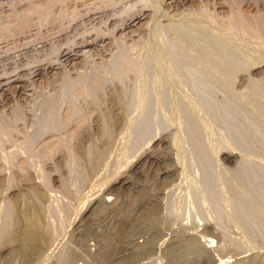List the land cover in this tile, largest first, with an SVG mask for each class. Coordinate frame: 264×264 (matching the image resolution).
I'll list each match as a JSON object with an SVG mask.
<instances>
[{"label": "rangeland", "instance_id": "374dc122", "mask_svg": "<svg viewBox=\"0 0 264 264\" xmlns=\"http://www.w3.org/2000/svg\"><path fill=\"white\" fill-rule=\"evenodd\" d=\"M14 79L0 264H264V0H0Z\"/></svg>", "mask_w": 264, "mask_h": 264}, {"label": "bare ground", "instance_id": "6f19581e", "mask_svg": "<svg viewBox=\"0 0 264 264\" xmlns=\"http://www.w3.org/2000/svg\"><path fill=\"white\" fill-rule=\"evenodd\" d=\"M184 1H185V0H184ZM234 1H235V0H234ZM200 3H201V2H200ZM232 3H233V2H232ZM143 4H144V3H143ZM145 4H147V3H145ZM113 5H114V4H113ZM172 5H173V4H172ZM134 6H135V5H134ZM221 6H222V5H221ZM152 9H153V8H152ZM154 9H155V8H154ZM237 10H238V9H237ZM30 12H31V11H30ZM88 12H89V11H88ZM152 12H153V11H152ZM119 15H120V14H119ZM130 15H131V14H130ZM131 16H132V15H131ZM148 16H149V15H148ZM152 16H153V15H152ZM29 17H31V16H29ZM59 17H60V16H59ZM62 17H63V16H62ZM49 18H50V17H49ZM251 18H252V17H251ZM29 19H30V18H29ZM59 19H60V18H59ZM22 20H23V19H22ZM55 20H56V19H55ZM74 21H75V20H74ZM246 21H247V20H246ZM260 21H261V20H260ZM71 22H72V21H71ZM241 22H242V20H241ZM54 23H55V22H54ZM27 24H28V23H27ZM250 24H251V23H250ZM46 25H47V24H46ZM132 25H133V24H132ZM60 26H61V25H60ZM115 26H116V25H115ZM248 27H249V26H248ZM19 28H20V27H19ZM61 28H62V27H61ZM66 28H67V27H66ZM258 29H259V28H258ZM50 30H51V29H50ZM253 30H254V29H253ZM96 33H97V32H96ZM84 35H85V34H84ZM105 35H107V34H105ZM108 35H109V34H108ZM110 35H111V34H110ZM48 39H49V38H48ZM123 40H124V39H123ZM88 41H89V40H88ZM87 45H88V44H87ZM108 47H109V46H108ZM224 49H225V48H224ZM227 49H228V48H227ZM223 51H226V50H223ZM226 52H227V51H226ZM231 52H232V51H231ZM53 54H54V53H53ZM222 54H223V55H226L227 53H226V54H225V53H222ZM238 54H239V53H238ZM229 55H230V56H228V55L225 56L226 58L223 57V58H225V59L222 58L223 60H226V61L228 60V61H229L228 63H230V64L226 63V64L228 65V67H225V68H229V67H230V68H233V67L235 68V67H236V69H237V67H239V65H240V66L243 65L242 67L244 68V64L247 65V63H248V62H245V61H247V60H245V61H244V60L239 61V60H235L236 58L233 59V58L235 57V56L232 57L234 54L231 55V53H229ZM76 56H77L76 53H70V54L66 53L64 57L68 58L69 60H74V59H76ZM238 56H239V55H238ZM238 56H237V57H238ZM239 57H240V56H239ZM256 57H257V56H256ZM63 59H64V58H63ZM209 59H211V58H209ZM209 59H208V60H209ZM237 59H238V58H237ZM253 59H254V58H253ZM257 59H258V58H257ZM258 60H259V59H258ZM248 61H249V60H248ZM252 61H253V60H252ZM209 62H211V61H209ZM250 62H251V61H250ZM250 62H249V63H250ZM256 62H257V61H255V63H256ZM211 63H212V62H211ZM211 63H210V64H211ZM232 63H233V64H232ZM216 64H218V63H216ZM231 64H232V65L235 64V65L231 67V66H229V65H231ZM211 65H212V64H211ZM213 65H214V64H213ZM219 65H220V64H219ZM214 66H215V65H214ZM251 66H253V65H251ZM242 67H241V69H242ZM221 68H223V67H221ZM247 68H248V67H247ZM214 69H216V68H214ZM250 69H251V68H250ZM197 70H198V69L195 70L194 68H190V69L186 68V69H184V71H185L187 74H189V77H191V76H193L195 73H197V72H198ZM218 70H219V69H218ZM218 70H217V71H218ZM228 70H231V71H232V69H228ZM233 70H234V69H233ZM77 71H78V70H77ZM196 71H197V72H196ZM247 71H248V70H247ZM225 72H226V71H225ZM36 74H39V73H36ZM35 76H36V75H35ZM6 81H7V80H5V82L2 83L1 86H0V87H1L0 90L2 91V93L5 92V91L7 90V87H8L9 85H11V84H14L15 88L23 89V86H22V84H21V81H19V80L14 79V80L7 81V82H6ZM33 86H34V85H33ZM197 87H198V89H200V91H203V89H202L203 87H201L200 85L197 86ZM5 94H6V93H5ZM26 94H27V93H26ZM213 106H215V105H212V107H213ZM213 110H215L214 113H217V112H216L217 110L215 109V107L213 108ZM223 115L225 116L226 113H224ZM223 115H222L221 117H223ZM249 125H251V127L249 126V127L251 128V130L253 129V130L257 131L256 128H255V126H254L252 123H250ZM250 128H249V129H250ZM257 132H258V131H257ZM259 132H261L260 134H263V133H264V132H262V131H259ZM259 132H258V133H259ZM169 168H170V167H169ZM250 172L252 173L253 171H250ZM250 172H249V173H250ZM249 173L247 172V174H249ZM249 175H251V174H249ZM239 204H240V203H239ZM156 209H157V207H156ZM259 222H260V221H259ZM263 223H264V222H262V224H263ZM154 225H155V224H154ZM40 232H41V231H40ZM159 237H160V236H159ZM124 240H125V239H124ZM212 241H213V240H212ZM102 243H104V242H102ZM156 244H157V243H156ZM180 245H181V244H180ZM144 246H145V245H144ZM144 246H143V247H144ZM204 246H205V245H204ZM113 247H114V246H113ZM38 248H39V247H38ZM250 251H252V250H250ZM219 252H220V251H219ZM212 255H213V254H212ZM235 257H236V256H235ZM129 258H130V257H129ZM108 259H109V258H108ZM105 260H106V259H105ZM250 260H251V259H250ZM223 261H224V260H223ZM255 264H256V263H255Z\"/></svg>", "mask_w": 264, "mask_h": 264}]
</instances>
